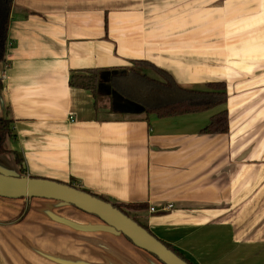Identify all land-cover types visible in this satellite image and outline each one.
<instances>
[{
	"label": "crops",
	"instance_id": "0c3cea01",
	"mask_svg": "<svg viewBox=\"0 0 264 264\" xmlns=\"http://www.w3.org/2000/svg\"><path fill=\"white\" fill-rule=\"evenodd\" d=\"M226 1L12 0L0 65V119L13 122L3 166L147 205L139 222L192 264H264V0H250L241 56L222 26ZM136 61L183 88L223 81L228 102L160 119L70 85ZM224 110L229 132L203 134ZM0 264L162 263L72 205L0 197Z\"/></svg>",
	"mask_w": 264,
	"mask_h": 264
},
{
	"label": "trees",
	"instance_id": "16d2710c",
	"mask_svg": "<svg viewBox=\"0 0 264 264\" xmlns=\"http://www.w3.org/2000/svg\"><path fill=\"white\" fill-rule=\"evenodd\" d=\"M11 9L12 0L8 2L0 0V65L6 60ZM133 65L134 67L92 70L87 74H76L71 77L70 85L76 89L89 91L96 101L104 91L105 95L112 100L118 98L125 105L137 108L138 112L147 116L155 115L160 119L203 113L224 106L228 102L227 84L223 81L208 83L202 89L183 88L170 74L152 64L136 61ZM143 69H151L159 78L148 76ZM3 88L0 78V91ZM12 127L11 120L0 119V155L8 153L5 143L9 137H12ZM228 132L229 119L226 110L215 114L209 125L202 131L207 135H221ZM70 185L76 187L73 183ZM98 198L110 202L101 197ZM114 207L154 235L147 226L139 222L135 215L131 214L146 211L147 205L114 204ZM163 243L180 258L192 264L173 246Z\"/></svg>",
	"mask_w": 264,
	"mask_h": 264
},
{
	"label": "water",
	"instance_id": "95a60500",
	"mask_svg": "<svg viewBox=\"0 0 264 264\" xmlns=\"http://www.w3.org/2000/svg\"><path fill=\"white\" fill-rule=\"evenodd\" d=\"M0 197L46 199L72 205L87 214L96 216L112 230L126 237L135 247L155 256L162 264H189L156 236L114 207V204L69 184L22 175H9L0 171Z\"/></svg>",
	"mask_w": 264,
	"mask_h": 264
},
{
	"label": "rangeland",
	"instance_id": "374dc122",
	"mask_svg": "<svg viewBox=\"0 0 264 264\" xmlns=\"http://www.w3.org/2000/svg\"><path fill=\"white\" fill-rule=\"evenodd\" d=\"M221 10L224 13L222 26L224 28L226 25H230V29L232 30V33L229 32V35L232 37L230 41L232 44H235L234 46L237 47L235 49L238 50V54L241 56L243 54V47L250 45V0H227L225 4H222ZM224 35L226 36L227 33L224 32ZM240 78L245 79L246 76H240ZM101 93L104 94L105 92L102 91ZM99 99L100 101L103 100L102 97ZM6 154H2L0 157H4ZM7 162V159L0 161V171L11 175L10 170H7L8 166H3V163L7 164ZM131 214L135 215V212Z\"/></svg>",
	"mask_w": 264,
	"mask_h": 264
},
{
	"label": "built area",
	"instance_id": "2783aa9c",
	"mask_svg": "<svg viewBox=\"0 0 264 264\" xmlns=\"http://www.w3.org/2000/svg\"><path fill=\"white\" fill-rule=\"evenodd\" d=\"M170 208H172V206H169L168 209H170ZM150 212H151V213H155V212H156V209H155V208H150Z\"/></svg>",
	"mask_w": 264,
	"mask_h": 264
}]
</instances>
